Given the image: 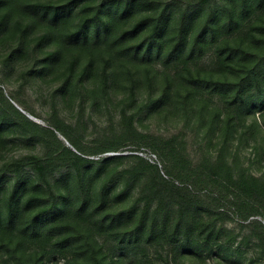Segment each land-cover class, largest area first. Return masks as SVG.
<instances>
[{"label":"rangeland","instance_id":"1","mask_svg":"<svg viewBox=\"0 0 264 264\" xmlns=\"http://www.w3.org/2000/svg\"><path fill=\"white\" fill-rule=\"evenodd\" d=\"M98 1L101 0H76L74 12L67 19L68 31L74 30L84 15L82 8ZM199 1L155 0L169 10L162 34L166 49L173 44L171 39L183 10L191 9L185 28L189 42L205 22V10L195 7ZM210 1L216 18L223 16L215 24L218 32L214 39L207 37L199 55L188 58L182 54L166 62L162 55L148 62L129 55L119 56L109 42L80 47L64 41L60 54L52 55L59 44L51 34L54 29L46 22L32 21L15 6L0 7V14L5 8L12 13L9 23L0 27V88L15 107L45 129L34 132L5 126L0 131V168L7 172L0 181V238L4 236L19 244L21 264H264V229L252 225V221L264 225V200L239 190L230 179L232 174L222 176L216 170L221 159L233 170L234 178L241 170L264 177V104L246 108L244 102L232 101L230 91L209 94L198 81L193 83L185 70L191 67L203 77L227 76L233 82L245 76L246 61L233 57L225 61L224 68L220 59L225 55L218 57L216 46L229 40L231 45L249 47L255 61H260L264 41L258 38L264 36V6L251 10L241 26L227 31L222 28L225 15L219 3L223 0ZM225 1L234 7L238 17L240 0ZM86 7L87 14H91L92 6ZM147 10L148 6L138 5L127 25H132ZM16 21L31 26L23 31V27L18 29L15 25ZM56 25L58 29L64 27L60 22ZM149 26L141 27L137 35L128 36L125 42L141 39ZM45 34L47 38L40 41ZM190 48L188 44L185 51ZM109 52L114 55L111 59ZM71 58H77L73 72L69 68ZM120 58L125 59L119 61ZM87 65L85 76H81ZM106 65L110 74L107 87L102 79ZM147 71L154 77L151 85ZM165 73L171 75L169 82ZM261 80L264 98V79ZM165 87L169 95L163 97ZM188 93L196 95L189 106L185 104ZM227 114L233 116L230 131L225 122ZM57 125L78 137L85 158L96 162L103 158L111 160L85 166L89 174L86 206L79 209V199L74 193L63 229L41 226L38 232L25 231L44 203L32 168L24 166L20 170L16 163L26 156H40L47 149H55L50 130L65 146L80 154L73 147L78 146L76 139L64 130L57 131L54 127ZM133 155L157 164L161 174L176 183L196 185L202 193L207 189L214 191L226 200L220 210H225L228 217L221 220L201 208L189 211L181 219L178 213L169 211L171 203L167 199L166 223H161L159 216L162 228L150 233L157 202L151 198V190L161 185L147 182L146 177L154 176L153 172ZM54 178L59 180L61 175ZM104 181L108 185L102 191ZM72 188L71 184L63 187L70 191ZM30 196L33 200L27 201ZM149 198L151 209L145 216L143 211ZM10 199L15 202L14 219L10 229L2 232L7 228L5 211ZM204 199L203 196L201 204H206ZM144 218H147L145 226L138 230ZM178 221L180 231L175 240L172 232ZM186 224L188 240L184 234ZM0 264L19 263L0 246Z\"/></svg>","mask_w":264,"mask_h":264},{"label":"trees","instance_id":"2","mask_svg":"<svg viewBox=\"0 0 264 264\" xmlns=\"http://www.w3.org/2000/svg\"><path fill=\"white\" fill-rule=\"evenodd\" d=\"M64 2V3H62ZM62 2H48L40 0H0V7L8 5L15 6L20 13L27 14L29 19L36 21L40 20L46 22L50 28L54 29V32L51 34L59 42L56 53L59 55L60 50L62 49V44L65 42L73 43L74 45H79L80 47H86L88 45H99L101 42L108 43V45L119 55H129L131 58H139L142 62H148L152 60L153 57L160 58L162 55L164 62L171 58L180 57L182 54H186L187 57H192L194 55H199L206 46L207 37L211 36L212 39L216 36L218 28L215 27L218 19L223 17L222 14L219 15V18H216V11L213 6V2L210 0H200L197 2V6L205 10L206 17L205 22L201 27L196 31L193 38L189 42L188 35L185 33V28L189 17L191 14V9H185L180 13L178 18V28L174 32L175 37L171 39L173 44L169 45L166 49L165 42L163 40L164 24L166 22L168 8L161 6L159 3H156L155 0H110L109 2H104L103 0L92 3L86 6H92L91 14H87V7L84 6L82 11L84 13L81 16L79 23L76 28L72 31H68V17L74 12L75 6L77 5L76 0L66 3ZM222 7L223 13L225 15V20L222 22V28L227 31H230L234 28H238L242 25L243 20L246 19L247 15L253 9L259 10L264 6V0H240V15L235 16L234 7L227 4L225 0L219 3ZM138 5L148 6L147 12L139 16L132 25H127V23L132 20V17L135 14V9ZM14 7V8H15ZM0 27L7 25L12 16L10 8L0 14ZM61 23L64 25L63 28L58 29L59 25L54 27V24ZM148 27L149 30L141 38L136 39V41L125 42V39L128 36H135L138 34L139 29L142 27ZM15 25L18 29L23 27V31L29 30L31 24H22L21 21H16ZM56 33L57 36L54 34ZM68 35H67V34ZM50 34V35H51ZM67 35V37H66ZM47 38V35L41 36L40 41H44ZM255 39V38H254ZM259 41H264V36L258 38ZM65 41V42H64ZM191 45L189 51H185L187 45ZM249 47H243L242 45H231L229 40H225L222 43L216 46L218 57L225 55L220 60L223 62L222 66L227 67L225 63L226 60H230L233 57H240L245 60L248 64L246 66V75L242 76L237 82L228 80V77L225 76L224 79L214 78V77H203L200 73L193 72L191 67L186 68L185 70L189 73V77L193 83H200L201 86L207 89L209 94L222 91H230L231 99L234 102L240 101L244 102L245 107H250L253 104L261 106L264 104V98L262 95V86L261 79H264V55L261 56V60L256 62V57H252L253 54L248 49ZM110 59L114 57L112 52H109ZM121 59L125 58H120ZM77 58H71L69 60L70 71H74ZM109 60L107 61L108 64ZM108 65L104 66L102 72L103 85L108 86L109 81V72ZM87 66L83 67L81 76H85L87 72ZM226 72L225 70L223 71ZM227 73V72H226ZM183 76V74H178ZM165 80L170 81V73H165ZM147 81L151 85L154 82V77L150 71H147ZM82 79V78H81ZM255 88V89H254ZM227 89V90H225ZM168 87H165L162 96L165 97L169 95ZM260 91L258 94H256ZM133 94V90H131ZM255 97H260L258 100L253 101ZM193 104L196 100L195 93H188L185 97V104L189 106ZM214 116L216 113H212ZM218 116V114H217ZM214 118V117H213ZM225 122L228 125V131H230L231 121L233 116L227 114L225 116ZM62 125V124H61ZM5 126H18L23 128L24 131H45L39 124L30 120L25 114H23L17 107L11 103L5 97L3 89L0 88V131L4 129ZM57 131L64 130L67 134L72 135L76 139L78 146L73 147L77 149L79 153H76L72 148L65 146L60 139L56 138L54 131L50 130L52 134V140L56 144L55 149H47L40 156H26L22 158L21 161L16 163V167L20 170L24 166H30L34 172V181L38 185L37 189L40 191V196L42 195L41 200L44 205H42L38 212L31 218L29 221V228H26L25 231L32 230L33 232H38L41 226L49 230H59L64 228L63 220L69 216V212L73 206L72 196L75 193L79 199V209L82 210L85 208L88 198V180L89 174L85 170V166L89 163H98L108 162L111 158H103L100 162L90 160L85 158L83 154V148L80 144V141L77 136L71 134V130L63 128L62 126H54ZM157 148V146H154ZM137 158L143 165L149 167L153 172L154 176H148L146 178L147 182H154L155 185H161L160 188L155 189V186L151 184L154 191L151 190V198L157 199L156 206L153 210V215L151 223L149 225L150 233H153L157 227H161L159 224L158 217H162L161 223H166V206L167 199L171 203L170 212L178 213L181 217H185L189 211L203 209L208 215L216 214L221 220H225L228 217L225 210L221 211L220 208L225 206L226 200L220 195L207 189L202 193V190H198L197 187H194L193 184H188L185 182H175L171 177H166L161 174L160 167L157 164L150 163L148 160L142 158L139 155L131 156ZM115 159L116 157H112ZM9 164H5V168ZM216 170L219 171V174L222 176L230 177L234 175L233 170L226 165V162H221L216 166ZM137 172V171H136ZM135 172V173H136ZM4 168H0V181L3 179L6 174ZM60 174L61 178L55 180V175ZM139 175V174H138ZM210 176H213L210 174ZM230 177L234 180L237 188L245 193L256 195L258 198L264 200V177H256L254 175H248L244 170H241L237 173V177ZM210 179V177L208 176ZM88 179V180H87ZM65 184L73 185V188L70 190L63 189ZM108 185V181H104L101 190L104 191ZM149 187V183H148ZM56 188V190H55ZM205 197L204 201L206 204H201L202 197ZM33 196L27 201H32ZM223 201L224 204H223ZM150 198L147 200V205L144 209V215L150 211ZM15 211V202L13 199H10L6 203L5 211V221L6 229H2V232H5L10 229ZM168 211V212H169ZM168 214V213H167ZM58 215V216H56ZM147 218L141 220L138 230L145 226ZM180 221L175 225L172 237L177 239ZM252 225H257L261 229H264V225L258 221H252ZM184 234L186 239H189L188 235V225H185ZM0 246L3 247L8 255L15 259L19 264L22 263L21 256L19 255V244H13L10 238L1 237Z\"/></svg>","mask_w":264,"mask_h":264},{"label":"water","instance_id":"3","mask_svg":"<svg viewBox=\"0 0 264 264\" xmlns=\"http://www.w3.org/2000/svg\"><path fill=\"white\" fill-rule=\"evenodd\" d=\"M20 110L24 113V111L22 109H20Z\"/></svg>","mask_w":264,"mask_h":264}]
</instances>
